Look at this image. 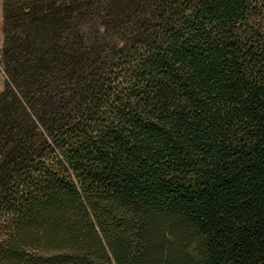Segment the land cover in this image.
<instances>
[{
  "label": "trees",
  "instance_id": "16d2710c",
  "mask_svg": "<svg viewBox=\"0 0 264 264\" xmlns=\"http://www.w3.org/2000/svg\"><path fill=\"white\" fill-rule=\"evenodd\" d=\"M0 264H264V0H2Z\"/></svg>",
  "mask_w": 264,
  "mask_h": 264
},
{
  "label": "rangeland",
  "instance_id": "374dc122",
  "mask_svg": "<svg viewBox=\"0 0 264 264\" xmlns=\"http://www.w3.org/2000/svg\"><path fill=\"white\" fill-rule=\"evenodd\" d=\"M3 16H2V0H0V90L3 89L7 76L4 72V67L2 63L1 50L3 46Z\"/></svg>",
  "mask_w": 264,
  "mask_h": 264
}]
</instances>
